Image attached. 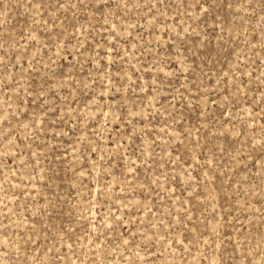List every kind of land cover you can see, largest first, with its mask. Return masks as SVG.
<instances>
[{"label":"rangeland","instance_id":"obj_1","mask_svg":"<svg viewBox=\"0 0 264 264\" xmlns=\"http://www.w3.org/2000/svg\"><path fill=\"white\" fill-rule=\"evenodd\" d=\"M0 264H264V0H0Z\"/></svg>","mask_w":264,"mask_h":264}]
</instances>
